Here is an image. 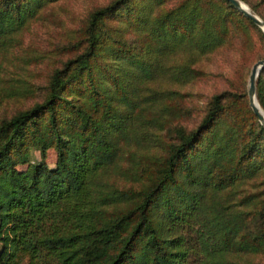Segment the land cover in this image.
Instances as JSON below:
<instances>
[{"label":"trees","instance_id":"obj_1","mask_svg":"<svg viewBox=\"0 0 264 264\" xmlns=\"http://www.w3.org/2000/svg\"><path fill=\"white\" fill-rule=\"evenodd\" d=\"M56 1L0 0V48ZM249 27L264 35L230 0L94 8L56 47L67 57L42 98L0 120V264H243L234 258L264 253V188L242 187L264 173L248 90L215 92L189 128L171 121L183 109L161 83L201 77L202 59ZM257 96L264 109V69Z\"/></svg>","mask_w":264,"mask_h":264},{"label":"rangeland","instance_id":"obj_2","mask_svg":"<svg viewBox=\"0 0 264 264\" xmlns=\"http://www.w3.org/2000/svg\"><path fill=\"white\" fill-rule=\"evenodd\" d=\"M109 1L111 0L53 2L31 22L27 29L16 34L12 45L8 48H0V120L42 98L40 89H45L52 69L67 57L66 54L58 56L56 47L62 46L72 31L79 32L83 28L94 8ZM243 1L258 13L250 3ZM251 3H255L257 9L264 15V0H251ZM258 14L262 17L260 13ZM248 31L250 38L242 35L244 31L238 32L231 38L230 45L226 49L203 58L198 65L205 74L194 81L175 84L169 78L162 79L161 83L164 85L162 88H177L166 89L177 91L166 98L167 102L171 107L183 109L178 117L171 120L173 123L179 122L189 128L194 127L205 114L212 95L224 88L246 87L249 97L248 87L252 66L256 61L264 58V35L255 27H249ZM184 51L180 50L179 45L176 46L168 53L167 62L179 63ZM37 156L35 154L34 158L37 159ZM56 159V150L50 148L46 160L54 164ZM242 187L244 192L262 190L264 173L243 183ZM234 261L243 264L246 262L264 264V253L240 254L234 258Z\"/></svg>","mask_w":264,"mask_h":264},{"label":"water","instance_id":"obj_3","mask_svg":"<svg viewBox=\"0 0 264 264\" xmlns=\"http://www.w3.org/2000/svg\"><path fill=\"white\" fill-rule=\"evenodd\" d=\"M234 5L240 9L241 12L245 13L248 17L253 19L260 27L264 30V19L256 13L245 1L243 0H230ZM248 5V7L245 6ZM264 69V58L256 61L252 66L250 77H249V98L250 104L254 111L259 116L260 121L264 124V109L260 110L256 101L259 102L257 97V78L260 72ZM260 104V102H259ZM262 107V106H261Z\"/></svg>","mask_w":264,"mask_h":264},{"label":"bare ground","instance_id":"obj_4","mask_svg":"<svg viewBox=\"0 0 264 264\" xmlns=\"http://www.w3.org/2000/svg\"><path fill=\"white\" fill-rule=\"evenodd\" d=\"M245 6L248 7V5H246V4H245ZM256 103H257V105L259 106L260 110H262V107H261V105L259 104V102L256 101Z\"/></svg>","mask_w":264,"mask_h":264}]
</instances>
